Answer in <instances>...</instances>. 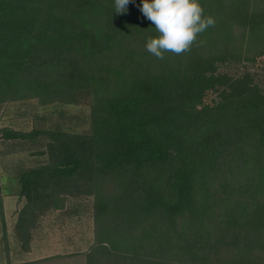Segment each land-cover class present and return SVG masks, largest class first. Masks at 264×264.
I'll return each instance as SVG.
<instances>
[{"label":"trees","instance_id":"trees-1","mask_svg":"<svg viewBox=\"0 0 264 264\" xmlns=\"http://www.w3.org/2000/svg\"><path fill=\"white\" fill-rule=\"evenodd\" d=\"M214 23L179 54L140 0H0V105L88 106V129L0 128L44 139L17 174L15 233L93 198L83 264H264V0H199ZM238 68L236 72L226 68ZM2 188L0 185V202Z\"/></svg>","mask_w":264,"mask_h":264},{"label":"rangeland","instance_id":"rangeland-1","mask_svg":"<svg viewBox=\"0 0 264 264\" xmlns=\"http://www.w3.org/2000/svg\"><path fill=\"white\" fill-rule=\"evenodd\" d=\"M264 82V63L249 66ZM233 68L226 71L236 72ZM88 106L39 105L35 99L0 105V128L30 131L34 127L60 125L78 131L88 129ZM44 139L35 142L0 139V264H83L94 242L93 198H70L60 210H50L31 231L28 250L21 246L15 223L24 199L18 196L17 174L46 160Z\"/></svg>","mask_w":264,"mask_h":264},{"label":"clouds","instance_id":"clouds-1","mask_svg":"<svg viewBox=\"0 0 264 264\" xmlns=\"http://www.w3.org/2000/svg\"><path fill=\"white\" fill-rule=\"evenodd\" d=\"M134 2L114 0L115 13L127 12V5ZM139 7L159 33L147 41L146 48L161 59L165 52L179 54L189 49L197 34L214 23L212 18H203L199 0H140Z\"/></svg>","mask_w":264,"mask_h":264}]
</instances>
